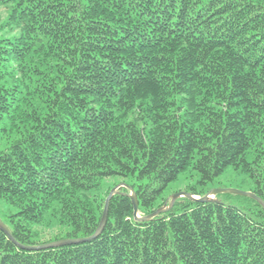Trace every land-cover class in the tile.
<instances>
[{"label":"trees","instance_id":"1","mask_svg":"<svg viewBox=\"0 0 264 264\" xmlns=\"http://www.w3.org/2000/svg\"><path fill=\"white\" fill-rule=\"evenodd\" d=\"M1 8L0 220L21 245L52 243H35L43 230L89 238L127 188L88 243L24 251L0 230V264H264L254 199L248 210L180 199L141 221L128 196L148 217L179 176L207 185L233 168L264 200V0Z\"/></svg>","mask_w":264,"mask_h":264},{"label":"rangeland","instance_id":"2","mask_svg":"<svg viewBox=\"0 0 264 264\" xmlns=\"http://www.w3.org/2000/svg\"><path fill=\"white\" fill-rule=\"evenodd\" d=\"M8 16V9L1 8L0 9V26L6 21ZM7 30V29H6ZM20 30H17L15 34H19ZM4 35H10V32L4 31ZM14 34V33H13ZM121 179L119 178H112L108 181V186H113L115 184H119ZM236 190L243 193H249L252 189V183L250 179L244 173L234 170L233 168L227 169L224 173H222L219 177H216L212 182L208 183L207 185H201L199 183V176L195 171H190L186 174L179 176V178L168 185V187L164 190L161 198L158 201V205L160 204H167L169 205L170 202L174 197L181 193H188L191 194L192 192L198 194H208L214 190ZM219 202L225 204L226 206H233L236 208H240L243 210L253 209L254 202L252 198L246 197L243 195H236L231 193H222L218 194ZM183 199V202H186L187 198H180ZM178 199V200H180ZM188 200V199H187ZM0 215H2L0 213ZM42 229V228H40ZM54 232V234H52ZM41 231L42 236L40 238H36L34 241L36 244H41L45 242L55 241L56 238H63L65 236L66 231H60L61 235L57 236L59 230L55 231Z\"/></svg>","mask_w":264,"mask_h":264},{"label":"water","instance_id":"3","mask_svg":"<svg viewBox=\"0 0 264 264\" xmlns=\"http://www.w3.org/2000/svg\"><path fill=\"white\" fill-rule=\"evenodd\" d=\"M122 188H127V187L125 185H119L118 187L113 189L112 192L110 193L109 197L106 200V205H105L103 217H102L101 223L99 225V228H98L97 232L92 237L80 238V239H64V240L55 241L52 243L39 245V246H27V245L19 244L15 240V238L13 237V235L11 234L9 229L5 226V224L1 220H0V230L3 231L11 241H13L20 249H22L24 251H40V250L53 249V248H58V247H64V246H69V245H77V244H83V243L91 242L94 239H97L102 234V232L106 226L107 219H108L109 203H110V201L114 195L121 193L120 189H122ZM222 193H231V194L243 195L246 197H250V198L254 199L255 201H257L264 209V200L260 199L259 197H257L252 192L243 193V192H239L236 190L220 189V190L211 191L210 193L206 194L203 197L194 196V195L188 194V193H181V194L177 195L176 197H174L169 205L165 204L163 207H161L160 209H158L157 211H155L153 214L149 215L148 217L141 218L139 216V210H138V208H139L138 199H137V196L135 195V193L133 192V190H131V194H129L128 196L131 198V200L133 202L135 219L141 220V221H148V220L154 219L155 217L159 216L160 214H162L164 212L171 210L173 208V206L175 205L176 201L180 198H187L190 201L197 202V203H210V202H215L216 196L218 194H222Z\"/></svg>","mask_w":264,"mask_h":264}]
</instances>
